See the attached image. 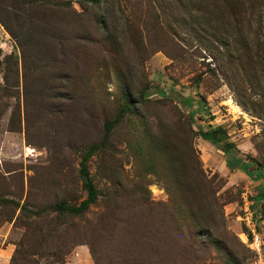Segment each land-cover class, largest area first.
I'll return each instance as SVG.
<instances>
[{"label":"rangeland","instance_id":"374dc122","mask_svg":"<svg viewBox=\"0 0 264 264\" xmlns=\"http://www.w3.org/2000/svg\"><path fill=\"white\" fill-rule=\"evenodd\" d=\"M30 1L0 0V264H259L239 217L250 190L264 245V0ZM189 117L193 130L219 126L256 179L195 136L200 193L216 201L201 205L208 233L171 228L159 241L136 199L153 217L169 208V132ZM105 121L106 142L83 159ZM82 175L95 201L53 210L86 198Z\"/></svg>","mask_w":264,"mask_h":264},{"label":"trees","instance_id":"16d2710c","mask_svg":"<svg viewBox=\"0 0 264 264\" xmlns=\"http://www.w3.org/2000/svg\"><path fill=\"white\" fill-rule=\"evenodd\" d=\"M97 1V0H96ZM32 6L48 7L53 8L57 7L56 2L52 0H32L30 1ZM2 23V22H1ZM2 25H4L2 23ZM81 28L85 29L84 25ZM160 95H164L163 92H159ZM183 103H188L186 98H181ZM131 102L126 100L121 109L117 112L114 117V121L121 118L123 113L127 111L130 107ZM114 121H105L103 123V133L101 142L91 145L84 153L83 159L87 158L90 155L91 150L94 147L102 146L108 137V132ZM192 119L190 117L188 120H182L180 125H175L172 130H170L171 135V144L170 149L167 152V169L169 171L168 177L173 180L174 183H165V188L169 196V208L164 215L153 217V211L151 203L147 202L145 197L142 199H136L139 204H143V211L139 214L145 213L143 217V229L147 231H152L153 233L159 235V241L164 237V234L171 228L176 230H185L187 233L196 232V234L208 233L207 232V219L204 212L207 211L203 206V201L206 205H213L216 203L215 199L211 197L210 199H204L201 190L207 191L209 187L203 177L201 179L202 173L197 165V162L191 160V155L193 156V148L191 141L195 136H199L203 140L207 141L211 146L221 151L222 155L226 158L225 165L229 170H244L252 180L256 179V175L252 172H249L247 169L248 162L237 156V150L234 147V143L226 139L224 132L219 126L206 125V127H199L196 130H193L191 127ZM182 134L184 142H186L187 151L186 159L183 161L177 160L175 155V146L177 138L176 136ZM153 142L158 145L159 140L153 138ZM144 149V148H143ZM142 151V150H141ZM143 154L147 158V163L149 170H159V160L155 158V154L144 152ZM259 175L262 174L259 172ZM86 189V198L81 200L76 205L66 204L64 201H57L51 205V208L58 212H67L71 214H79L90 204L95 201L96 191L93 185L90 182L84 184ZM145 193V188L140 189ZM260 194V193H259ZM195 199H200L196 201ZM3 201H8L9 199H2ZM114 213V210L112 211ZM170 225H174L171 227ZM172 230V229H171ZM160 244V242H158Z\"/></svg>","mask_w":264,"mask_h":264},{"label":"built area","instance_id":"2783aa9c","mask_svg":"<svg viewBox=\"0 0 264 264\" xmlns=\"http://www.w3.org/2000/svg\"><path fill=\"white\" fill-rule=\"evenodd\" d=\"M31 152L32 150L26 151V154L33 156ZM247 192L249 195L252 194L250 190ZM247 192L243 193L245 198L242 199L241 204V215L239 217L241 224L240 233L244 237V245L256 255L259 264H264V245L256 231L255 218L253 212L250 210L251 202L250 199H246Z\"/></svg>","mask_w":264,"mask_h":264},{"label":"water","instance_id":"95a60500","mask_svg":"<svg viewBox=\"0 0 264 264\" xmlns=\"http://www.w3.org/2000/svg\"><path fill=\"white\" fill-rule=\"evenodd\" d=\"M82 181H83V183H86L87 182V176L82 175Z\"/></svg>","mask_w":264,"mask_h":264}]
</instances>
